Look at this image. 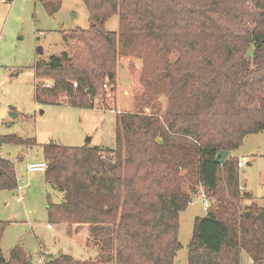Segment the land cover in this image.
<instances>
[{"label": "trees", "instance_id": "trees-1", "mask_svg": "<svg viewBox=\"0 0 264 264\" xmlns=\"http://www.w3.org/2000/svg\"><path fill=\"white\" fill-rule=\"evenodd\" d=\"M33 1L51 16L62 4ZM80 1L89 28L60 30L68 50L36 62L35 78L53 83L36 84L34 100L114 110L107 101L122 57L144 60L141 89L135 109L117 113L114 148L42 145L45 180L62 193L58 203L47 197L49 225L80 235L98 257L58 254L45 264H176L178 214L198 187L208 206L194 220L187 264H264V207L239 211L252 197L240 193L238 159L214 161L264 130V0ZM113 15L117 33L104 30ZM16 188L14 162L0 157V190ZM0 264L31 262L17 245L8 259L0 249Z\"/></svg>", "mask_w": 264, "mask_h": 264}, {"label": "rangeland", "instance_id": "rangeland-1", "mask_svg": "<svg viewBox=\"0 0 264 264\" xmlns=\"http://www.w3.org/2000/svg\"><path fill=\"white\" fill-rule=\"evenodd\" d=\"M88 28V13L80 0H62L60 9L52 16L37 1L0 0V138L15 136L34 141L30 145L3 141L0 145V157L14 162L18 182L14 190H0V222L5 223L0 249L4 259L17 245L29 255L31 264H45L58 254L80 261L98 259L97 249L86 248L80 235H67L62 225L48 227L47 197L58 203L62 193L48 185L43 171L26 169L29 162L43 159L41 147L49 143L114 148L117 113L135 109L133 98L141 89L138 78L144 61L138 58L122 57L117 65L114 99L107 101L110 106L113 103L114 110L39 104L34 100V86L42 81L34 75L36 62H46L50 56L68 50L60 30ZM118 29V15L105 21L104 30L117 33ZM42 82H49L50 87L53 83L50 78ZM161 100L163 107L165 100ZM232 156L242 161L238 167L240 193L252 197L240 200L239 211L248 212L251 203L263 208L264 130L247 135ZM18 188L23 202L16 201ZM197 189V195L178 214L176 264H187L194 220L206 215L203 191L201 187ZM239 258L241 263L251 261L243 251Z\"/></svg>", "mask_w": 264, "mask_h": 264}, {"label": "built area", "instance_id": "built-area-1", "mask_svg": "<svg viewBox=\"0 0 264 264\" xmlns=\"http://www.w3.org/2000/svg\"><path fill=\"white\" fill-rule=\"evenodd\" d=\"M41 85L43 87H50V83L49 82H41ZM73 87H76V83H72ZM106 87V85H104ZM242 165V161H237V166L240 167ZM48 167V164L46 161L44 160H40V161H37V162H29L27 165H26V169L28 172H31V171H44L45 169H47ZM18 192H19V195L16 196V200L18 202H22L23 199H24V196H22V192H21V188H18ZM201 197L203 198L202 199V204H203V207L204 209L207 208L208 206V202L206 201V199L204 198L203 195H201ZM50 227V226H49Z\"/></svg>", "mask_w": 264, "mask_h": 264}, {"label": "water", "instance_id": "water-1", "mask_svg": "<svg viewBox=\"0 0 264 264\" xmlns=\"http://www.w3.org/2000/svg\"><path fill=\"white\" fill-rule=\"evenodd\" d=\"M87 141H89V138L87 139ZM157 141L159 143H161V139L160 138H157ZM231 156V151L229 150H219L217 151L215 157H214V161L215 163L217 164H223L227 159L228 157ZM248 212L245 213V215L247 216Z\"/></svg>", "mask_w": 264, "mask_h": 264}, {"label": "crops", "instance_id": "crops-1", "mask_svg": "<svg viewBox=\"0 0 264 264\" xmlns=\"http://www.w3.org/2000/svg\"><path fill=\"white\" fill-rule=\"evenodd\" d=\"M231 154H232V153H231ZM42 160H43V159H42ZM14 167H15V166H14ZM16 179H17V176H16ZM17 183H18V182H17ZM16 201H17V200H16ZM23 201H24V199H23ZM23 201H22V202H23ZM17 202H18V201H17ZM49 226H50V225L48 224V227H49ZM50 227H51V226H50ZM83 232H84V231H83Z\"/></svg>", "mask_w": 264, "mask_h": 264}]
</instances>
